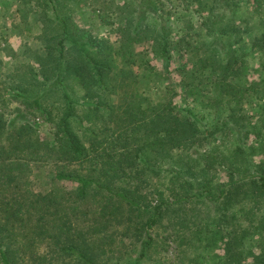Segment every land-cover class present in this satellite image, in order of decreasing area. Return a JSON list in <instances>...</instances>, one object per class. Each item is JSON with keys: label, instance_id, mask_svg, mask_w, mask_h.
<instances>
[{"label": "trees", "instance_id": "obj_1", "mask_svg": "<svg viewBox=\"0 0 264 264\" xmlns=\"http://www.w3.org/2000/svg\"><path fill=\"white\" fill-rule=\"evenodd\" d=\"M194 204L175 264H264V0H0V264H140Z\"/></svg>", "mask_w": 264, "mask_h": 264}, {"label": "rangeland", "instance_id": "obj_2", "mask_svg": "<svg viewBox=\"0 0 264 264\" xmlns=\"http://www.w3.org/2000/svg\"><path fill=\"white\" fill-rule=\"evenodd\" d=\"M80 18H81L82 22L86 23L87 19H86L84 14H82L80 16ZM18 20H19L18 16H14L13 19H11L10 17L7 19L4 18V21L6 23H10L12 25L17 24ZM14 22H16V23H14ZM15 34L13 33V34L9 35L8 41H9V44L11 45L12 48L17 49L19 46H21V35H24V34L23 33L16 34V35ZM5 67H6V63H4V65H2L1 71H3ZM15 105H16V101H13L8 106L14 107ZM18 105L21 108H23L22 104L18 103ZM42 119H43L42 117L41 118L38 116L36 117V120L38 121V124H39L38 125L39 134L44 136L48 133V131H50L52 129V125L49 122L42 121ZM34 170L35 171H33V176L35 177V179H37V177H40L41 175H43L42 176L43 178L37 179L38 181L36 182L35 188L37 189V187H39L40 185L44 187L43 180H45V177H46L45 172L48 171L47 165L36 167ZM61 182L62 183H60V184L66 186V187L74 186V183L70 182V181L61 180ZM155 201L156 200L151 199V203H154ZM196 208H197V206L195 205L192 210H187V208L185 210H183V212H181V214H183V217L179 220V222L177 221L175 225H170V223L167 224V221H168V219H169V221L171 219V218H169V213L171 212L170 216L173 217L175 212L179 211V208L173 207V208H170V210L169 209L166 210L167 212L164 214L163 218L161 219V223L158 224V225H161L163 223L164 218H165L164 226L158 227V229H156V232H157L156 238H158V239L156 240V238H155V244H153V246L150 247L148 257L142 258L139 263L140 264H150V260L153 258V259L157 260L158 263H160V261H161V264L162 263L163 264H169V263L175 264V262L179 259L178 258L179 254H181L182 256H184L185 253L187 255L191 254L192 251H194V249L192 247L183 249V251L180 252V250H182L183 246H181V247L177 246L176 243L174 242L175 240L173 239V237H169V239L167 240L166 243L163 242L162 238L164 235H166L165 233H167L169 230H179L182 232H189L188 229H189L190 225L185 224V219H187V215H195L194 210H196ZM144 218H145V214L143 213L142 216L140 217V219H138V220L134 219L133 220V222L130 224V227L128 228V230L131 234H134V233L137 234L139 232ZM134 221H136V223ZM121 225H123V227H124V224H121ZM119 229H120V227H118V228L116 227V230H117L116 234L119 233V231H120ZM62 239L64 240L65 236L62 235ZM130 239H132V238H130ZM130 239H123L121 243H119V241L116 240L115 242H113V252L112 253L106 252L105 254H103V256H96L95 258L98 259L99 264H110V260H113V259L118 261V262H122L127 257H131V256L133 257L135 255V252H134V250H132L133 248L130 246V245H132L129 242ZM176 239H178V238L176 237ZM124 244L125 245L128 244V246L127 245L123 246ZM38 246L39 247H36L37 253L44 255V257L46 259H48L49 253L46 252L47 246L44 244V242H41ZM107 246H108L107 244H102L103 248H107ZM124 247H125L124 251H127V250L132 251L126 257L123 256L124 251H122L120 253L121 249H123ZM178 251H179V253H178ZM197 251H198V249H197ZM216 251L218 252L220 250L217 249ZM88 252H90V250ZM112 254L114 255L113 257H112ZM211 255H214V254L212 253ZM60 256H61L60 258L57 257L56 259H53V262L55 261L56 264H59L61 261H63L66 264H83L80 260H77V258L72 254H68V255L63 254ZM118 264H120V263H118Z\"/></svg>", "mask_w": 264, "mask_h": 264}]
</instances>
